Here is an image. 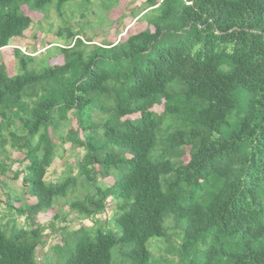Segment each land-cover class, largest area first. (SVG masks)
I'll use <instances>...</instances> for the list:
<instances>
[{"label": "trees", "instance_id": "trees-1", "mask_svg": "<svg viewBox=\"0 0 264 264\" xmlns=\"http://www.w3.org/2000/svg\"><path fill=\"white\" fill-rule=\"evenodd\" d=\"M69 1L0 0V50L32 29L24 7L61 13ZM135 18L147 28L115 43L60 30L53 64L14 48V75L0 54V184L22 176V195L36 200L16 208L25 227L0 228V264H41L46 241L70 227L36 221L73 184L72 173L46 179L67 143L90 190L68 206L74 231L96 232L63 264H264V0H143ZM118 170L120 211L102 231L109 197L97 184ZM153 239L175 259L155 258Z\"/></svg>", "mask_w": 264, "mask_h": 264}, {"label": "rangeland", "instance_id": "rangeland-1", "mask_svg": "<svg viewBox=\"0 0 264 264\" xmlns=\"http://www.w3.org/2000/svg\"><path fill=\"white\" fill-rule=\"evenodd\" d=\"M111 3L112 2L109 0H70L62 7L61 13L56 10L55 4L46 8L47 11L44 13L29 11L24 7V11L33 19V27L25 32V37L18 39V45H12L7 50H4L5 55L9 54V60L6 63L9 73L14 75L16 69V62L13 59V47H21V49L24 47L27 51L30 50L31 53L34 52L33 56H35L37 61L44 58L46 59L44 61H48V64L56 62L59 56L55 54L54 48L50 47L63 44L56 34L66 27L74 33L79 32L84 38L92 39L98 44L104 42L115 43L119 40L123 41L128 36L144 31L147 28V25L143 21L135 18L142 11L143 0H121L113 7ZM49 48L51 52L46 53L45 51ZM42 67V65H37L35 69L36 71H40ZM156 110L161 111L162 109L156 108L155 111ZM69 117L72 121V127L77 129L76 123L73 121L74 119L71 118V116ZM136 117L137 116H131L129 119H135ZM64 131L66 130L64 129ZM54 141L59 142V137L54 136ZM59 144L62 145L61 142H59ZM62 147L63 150L61 151H64L63 156H57V159L47 172L46 179L54 182L72 173L71 178L73 179V184L66 198L58 200L57 208L46 213H40L36 221L39 222L43 228H49L52 220L55 221L53 226H58L59 228L66 226V223H69L70 220L72 223L69 228L63 227L59 229L58 238L47 240L46 235L53 233L48 229L44 232L43 235L45 240H47V245L38 253L41 264H63L67 256V250H71L80 237H92L96 232V229H92L91 233L83 231L81 234H77L74 231V227H77V225L79 226V222L75 221V216L69 211L68 206L72 202L83 201L90 190H87L86 187H82V184H85V179L84 177L78 176V157L75 156V153L80 151H76L69 143L62 145ZM22 158L23 156L19 153L13 152L11 154L12 160H22ZM184 160L188 162L189 157L185 156ZM15 169L24 170V165L15 164L13 171H15ZM121 172L122 170L114 171L109 179L97 184L99 187L107 190L109 197L106 205L107 216H99L101 220H98L100 223L97 226H101L102 231L111 228L114 229L116 226L113 218L120 210L115 209L113 199L117 202L115 199L116 191L112 189V185L121 175ZM10 174L12 176V171ZM21 178L22 176L19 178V181L16 182V187L8 185L9 182L7 184L1 182L0 184V228L6 229L8 236L18 228L26 226L24 217L20 216V212L16 208L22 207L23 209H28L31 207L30 205L36 202L34 198L30 199V195L27 194L26 191H24L22 195L23 187L21 186ZM15 200L20 202L17 201V203H14ZM80 224L91 226L92 221L83 220ZM167 224L172 226L173 221L169 220ZM97 226H95V228H98ZM173 235L174 239H177L179 230H174ZM60 238L63 239L64 242H62ZM154 240L155 239L151 240L149 244H151L150 250L155 258L158 260L161 258L167 260L175 259L167 254L166 250L168 245L166 243L158 245H156V243L152 244ZM172 241L174 242V240ZM64 244H66V251L59 254L57 250L54 251L56 245ZM156 246H158V250L155 248ZM54 252H56V254H54ZM115 253H119L118 247L113 249V257H115Z\"/></svg>", "mask_w": 264, "mask_h": 264}, {"label": "crops", "instance_id": "crops-1", "mask_svg": "<svg viewBox=\"0 0 264 264\" xmlns=\"http://www.w3.org/2000/svg\"><path fill=\"white\" fill-rule=\"evenodd\" d=\"M18 39H19V38H15V39H13V41H12V43H11L10 46H8V47L3 48V49L0 50V54L2 55V57L6 56V55L4 54V50H7V49L10 48L12 45H18Z\"/></svg>", "mask_w": 264, "mask_h": 264}, {"label": "built area", "instance_id": "built-area-1", "mask_svg": "<svg viewBox=\"0 0 264 264\" xmlns=\"http://www.w3.org/2000/svg\"><path fill=\"white\" fill-rule=\"evenodd\" d=\"M13 48H18V49L21 50L24 54H26V55H30L29 52L27 51V49H24V47H23V49H21V47H13ZM32 56H33V55H32Z\"/></svg>", "mask_w": 264, "mask_h": 264}]
</instances>
